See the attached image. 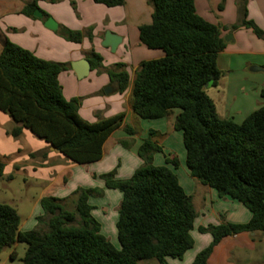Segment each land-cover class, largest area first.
<instances>
[{"label":"trees","instance_id":"1","mask_svg":"<svg viewBox=\"0 0 264 264\" xmlns=\"http://www.w3.org/2000/svg\"><path fill=\"white\" fill-rule=\"evenodd\" d=\"M93 1L109 8L126 3ZM149 2L152 23L140 27V41L150 50L162 51L164 57L141 63L132 109L143 120H159L179 111L174 129L183 135L186 166L192 178L214 189L221 198L239 202L252 215L246 224L199 228L213 240L193 264H208L224 238L242 233L264 236V88L263 103L243 123L220 118L205 87H216L221 79L217 61L227 45L222 30L198 15L194 0ZM248 2L240 0L241 21L231 30L249 29L264 41V31L248 19ZM37 9L38 0H32L21 14L38 20L33 15ZM42 13L45 19L50 18ZM60 28L57 34L68 42L93 40L92 27L86 32ZM91 55L97 65L102 64L100 55ZM68 68L67 63L43 60L7 40L0 54V111L12 120L8 134L13 138H21L28 130L73 164L90 165L102 160L104 144L122 127L125 114L107 119L97 115L95 123L83 120L79 115L83 98L66 100L59 81ZM108 74L116 92L124 93L130 80L126 66L116 64ZM125 129L127 134H134L130 127ZM155 135L151 132L139 147L143 165L131 178L116 179L115 172L100 177L107 189L123 196L117 222L120 249L101 233V225L92 216L89 200L101 195L102 190L80 188L74 193L77 200L73 211L52 196L41 200L44 216L38 222L46 227L44 231H20L17 210L0 202V255L16 244H25L23 264H139L148 260L169 264V258L183 260L194 247L197 212L175 173L167 166L154 165V156L164 153L154 141ZM167 162L178 167L176 159ZM5 168L6 163L0 161V178L5 177Z\"/></svg>","mask_w":264,"mask_h":264},{"label":"crops","instance_id":"2","mask_svg":"<svg viewBox=\"0 0 264 264\" xmlns=\"http://www.w3.org/2000/svg\"><path fill=\"white\" fill-rule=\"evenodd\" d=\"M30 1L32 0H0V54L5 42L9 40L43 60L69 64L68 70L60 74L59 81L66 100L83 98L79 109L80 117L88 123H95L98 121L97 115L107 119L125 114V120L122 127L114 131L105 142L102 160L90 164V169L95 170L80 172L79 165L66 160L28 130H24L19 139L9 135L8 131L13 128L12 120L0 111V161L6 163L5 177L0 179L9 181L8 178L12 177L14 181L23 178L25 184L20 186L21 198L28 189L38 190L33 207L27 215L21 211L25 205L23 200L15 204L21 219L20 231L29 232L42 227L38 218L44 216L39 208L45 196L60 200L66 210L73 211L77 200L74 193L78 189L97 188L102 190L103 197L113 194L120 205L123 196L120 198L116 193H111L113 190L107 189L100 177L115 172L116 179L131 178L143 165L138 150L151 132L156 133L153 139L164 151H172L163 159L162 154H156L154 165L167 166L175 173L197 212L192 232L194 247L184 256L185 264H193L196 256L212 243V236L200 233V227L248 223L252 215L246 207L230 198H221L214 189L200 184L190 175L186 166L183 135L174 129L179 111L174 110L163 119L143 120L132 109V92L141 63L164 57L162 51L150 50L140 41V27L152 23L153 8L149 0H126L124 6L115 8L97 4L93 0H38L40 10L54 18L59 26L82 32L91 27L94 29L93 40L85 38L80 44L68 42L57 33L49 31L45 28L44 21L21 14ZM72 3L75 4L76 12ZM194 3L200 17L220 27L224 39L230 35L225 50L218 56L221 79L216 87L212 86L206 92L215 103L220 118L241 124L263 103L261 91L264 88V41L252 30H231L241 21L240 0H194ZM247 9L248 19L264 31V0H249ZM108 31L123 39L114 53L110 48L102 46ZM92 53L102 57L101 65L96 64V59L91 57ZM85 59L90 61L91 71L84 79H78L73 65ZM116 64H124L130 77L128 88L122 94L116 92L108 74ZM126 127H130L134 134H127ZM167 138H172L168 148L165 147ZM176 145L180 147V151L182 147V156L179 150L174 151ZM168 159H176L178 167L169 164ZM98 196L90 198L89 203L93 207V218L103 225V218L95 215L98 207L92 203L94 198H102ZM3 201L13 204L11 200ZM103 210L100 215L105 217L107 212L105 208ZM17 246L18 244L4 251L0 255V263L2 260L3 264L13 261ZM208 264H264V236L242 233L224 238L214 248Z\"/></svg>","mask_w":264,"mask_h":264},{"label":"rangeland","instance_id":"3","mask_svg":"<svg viewBox=\"0 0 264 264\" xmlns=\"http://www.w3.org/2000/svg\"><path fill=\"white\" fill-rule=\"evenodd\" d=\"M57 3H58V1H57ZM75 12H76V10H75ZM171 143H172V138H167V140L165 142V147L168 148L169 147L168 144H171ZM181 146L183 147V144H181ZM182 147H181V151L179 150L180 147H178V145H176L174 147L175 148L174 151H176V152L180 151L181 156H182ZM169 150L170 149H168V151H164V153H160V154H162V156H161L162 159L166 155H169L168 153H172V151L171 150L169 151ZM93 170H95V169H90V165H79L78 166V171H80V172L81 171H93ZM80 172H77V174ZM81 182L83 183L84 181L82 180ZM24 184L25 183H24L23 178L22 179L17 178L14 181H12V180L1 181V179H0V202H4L3 200H11L13 202V204L11 206H13L15 208V206L17 204H19L20 200H23L25 205L22 206L23 210H21V211H22V214L27 215L33 207V204L35 202V198L37 197V194H38V190L36 188L28 189L29 191L27 190L28 192L26 193V195H24L23 198H21L22 196H20V192H21L20 186L24 185ZM73 185L74 184L70 185V187L72 188ZM111 193H116L115 195H119L120 198L122 197V193H120L117 190H113V191H111ZM94 196H96V195L91 196V198ZM103 196L104 195L98 196V197H102L100 199L94 198L95 200L94 199L92 200V203L98 207V209L95 210V213H96L95 215L96 216L99 215L103 218L102 219L103 225L101 223V225H102L101 226V233L116 248L120 249V245H119L118 238H117V222L119 219V207H120V205L117 201V197L113 196V194H111L108 197H103ZM116 206H117V209H116ZM103 208H105V210L107 212V214H105V217L100 215L102 212H104ZM39 209H40L39 211H41V207ZM38 214L39 213H37V215ZM41 230L42 231L46 230V227L42 226ZM25 251H26V245L25 244H18L17 249H16V258L13 261H8L6 264H23L22 260L25 256ZM3 261L4 260H2V262L0 264H3ZM168 263L169 264H185L186 262L184 259L183 260H174V259L169 258ZM139 264H158V262H157V260H148V261H142Z\"/></svg>","mask_w":264,"mask_h":264},{"label":"water","instance_id":"4","mask_svg":"<svg viewBox=\"0 0 264 264\" xmlns=\"http://www.w3.org/2000/svg\"><path fill=\"white\" fill-rule=\"evenodd\" d=\"M34 17L44 21V26L46 29H48L49 31L52 32H60L61 28L58 24V22L50 17L48 19H45L44 14L42 13V11L40 9H37L34 11ZM229 36L225 37V41H229ZM123 39L115 34L110 33L109 31L106 33L105 39L102 43V46L106 47V48H110L111 52H116L118 47L122 44ZM73 69L78 77V79H84L85 77H87L91 71V63L89 60L85 59V60H81L78 61L76 63H74L73 65ZM255 69H258L257 67H255ZM210 87H212L211 84H207L205 89H209ZM109 90H111V88H109ZM51 149L53 151H55V148L51 147Z\"/></svg>","mask_w":264,"mask_h":264}]
</instances>
